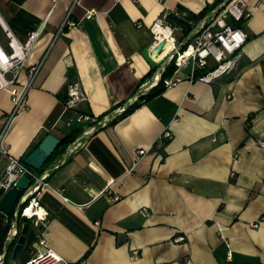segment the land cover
Segmentation results:
<instances>
[{
	"label": "crops",
	"instance_id": "1",
	"mask_svg": "<svg viewBox=\"0 0 264 264\" xmlns=\"http://www.w3.org/2000/svg\"><path fill=\"white\" fill-rule=\"evenodd\" d=\"M214 1L78 0L69 21L79 24L58 32L73 0H1L3 22L18 40L43 31L19 74L24 82L40 64L27 108L3 135L12 101L0 92V145L24 160L47 134L74 140L43 167L45 247L35 240L33 255L47 249L69 264H264V0H242L251 16L240 23L246 42L231 72L203 83L185 68L176 86L115 117L167 65L168 52L153 73L140 54L153 46L152 23L163 19L183 43ZM92 9L96 15L84 20ZM75 81L87 96L77 111L93 123L61 103ZM165 130L172 138L161 146ZM6 164L0 153V172ZM10 253L6 264L33 256Z\"/></svg>",
	"mask_w": 264,
	"mask_h": 264
},
{
	"label": "built area",
	"instance_id": "2",
	"mask_svg": "<svg viewBox=\"0 0 264 264\" xmlns=\"http://www.w3.org/2000/svg\"><path fill=\"white\" fill-rule=\"evenodd\" d=\"M77 1L78 0H73L66 19L60 26L58 32H63L65 28H73L79 24L69 21L70 14L73 7L77 4ZM94 15H96L94 9L86 11L83 19H91ZM250 16L251 12L246 10L242 0H223L217 7L211 10L207 16L201 18V21L194 29L192 35L183 43H178L176 41L171 27L165 24L163 19L159 18L155 20L150 26V31L154 39L153 47L161 41L167 42L169 46L171 45L167 53V65L171 62L174 65L172 75L162 80L164 90L176 86L179 82L177 74L180 70L185 68H190V80H197L203 83H211L220 76L231 72L236 65L237 54L246 42V35L240 27L234 26V23H243L248 20ZM159 27L168 29V36L157 34L155 29ZM0 28L6 39L5 44L0 41V92H7L12 101V110L9 115L4 117L5 124L2 131L3 135L12 118L27 108L28 92L33 87L35 78L40 70V64L28 68L24 82H19L18 79L20 72L25 67L27 57L42 33L43 28L40 27L28 33L26 38L20 41L5 25L1 14ZM166 66L157 72L159 77L157 80H155L156 77L154 78L156 81L154 83L155 85L160 81V77ZM196 72H200V74L196 75ZM66 92L67 98L63 103L64 109L74 111L76 119L80 122L93 123L95 120L91 115L77 111L78 105L87 100V96L82 91L80 84L77 81L68 83L66 85ZM143 94L145 93L135 95L133 97L134 102ZM100 122L101 121L97 124ZM171 138V133L165 130L159 136L158 142L163 146L165 142L169 141ZM258 144L260 147L264 148L263 140H259ZM145 152V150H140L138 154L142 156ZM0 153L7 159L4 170L0 172V190L2 193H5L12 187L17 186L22 177L27 178L28 183L25 187L26 192L20 197V209L14 212L13 215L20 219L26 218L32 222L36 231L35 240H37L39 246L45 247V241L41 237L40 231L42 223H44L47 218V214L42 209L38 196L40 192L48 186L45 182L48 174L45 172L37 174L35 170L24 163L22 158L9 155L1 145ZM61 192L62 191H56L60 197H63ZM113 199L117 201L119 198L114 197ZM63 200L68 202L64 197ZM76 208L80 211L83 209L82 206H76ZM139 213L144 217L149 216V212L146 208L140 209ZM9 222L10 228L6 233L8 236L5 245L8 244L11 238L18 236L14 220L11 218V220L8 221V218H6L5 223L9 225ZM179 240H181V238L177 239V241ZM132 255L137 256L138 252L134 250L132 251ZM1 258L2 256H0V264H2ZM24 264L69 263L64 261L53 251L46 249L42 252H36Z\"/></svg>",
	"mask_w": 264,
	"mask_h": 264
},
{
	"label": "water",
	"instance_id": "3",
	"mask_svg": "<svg viewBox=\"0 0 264 264\" xmlns=\"http://www.w3.org/2000/svg\"><path fill=\"white\" fill-rule=\"evenodd\" d=\"M166 45H168L167 42L161 41L154 47L152 45L145 47L140 52V54L151 68L158 69L161 61L160 60L157 61V60L161 56ZM156 76L157 73L155 74L154 78ZM145 86H143L142 89L137 94H141L144 92V90H147L148 86L147 87ZM133 103H134V99H131L129 102H127V104L124 105V107H122V109L118 111V113H116L115 117L123 113ZM85 136L86 134L83 135L81 138ZM60 142L61 141L54 135L47 134L45 137H43V139H41L37 147H35L25 157V159L23 160L24 163L35 171H39L43 169L48 158L51 157L55 152V150L59 147ZM66 155H67V151L65 152V156ZM27 183H28L27 178L22 177L19 180L17 186L12 187L5 193H2V191L0 190V233L5 231L4 253H3L4 255H2L1 258L2 264L9 248H11L10 257L12 260L17 259L18 255L21 252H26L28 255H33L32 245L34 244L36 239V231L33 227V223L26 218L20 219L19 217H14L13 215L14 212L19 211L20 209V197H22L23 194L26 192L25 187ZM6 218H8V221L11 220V218L14 220L15 228L18 231V236L11 238L8 241L7 245H5L8 236L6 233L10 228L11 221L9 222L8 225L7 223H5Z\"/></svg>",
	"mask_w": 264,
	"mask_h": 264
},
{
	"label": "trees",
	"instance_id": "4",
	"mask_svg": "<svg viewBox=\"0 0 264 264\" xmlns=\"http://www.w3.org/2000/svg\"><path fill=\"white\" fill-rule=\"evenodd\" d=\"M223 0H215L210 11L213 10L215 7H217ZM234 26H237V27H240V23H234ZM174 71V65L173 63H169L164 72L162 73L161 77H160V81L155 85L153 86L148 92H146L145 94L139 96V98L137 99V101H135V103L131 104L123 113H121L120 115H118V119H121V118H124L125 116H127L128 114H130L134 109H135V106H137L138 103H143V102H146L148 100H151L152 98H155L159 95H161L165 90H164V86H163V82L162 80L165 79V78H168L169 76L172 75ZM153 73L155 72V69L152 71ZM152 73V74H153ZM151 74V75H152ZM200 72H196V75H199ZM149 75V77L151 76ZM66 87H65V91H64V96L61 98V103H64V101L66 100L67 98V95H66ZM80 112V111H78ZM82 113V112H81ZM100 121L102 120V117L99 119ZM110 123H114V121H111ZM71 141H74L73 138L71 139H65V140H62L60 142V145H69L71 143ZM168 141L165 142V144L167 143ZM60 149V148H59ZM56 149L55 152L53 154H56V152L60 151V152H63L65 147L62 148V149ZM52 158L49 157L48 160H50ZM47 160V161H48ZM38 173H42L43 172V169L37 171ZM3 242H4V235L0 238V249H2L3 247ZM4 264L5 263V260H4Z\"/></svg>",
	"mask_w": 264,
	"mask_h": 264
},
{
	"label": "bare ground",
	"instance_id": "5",
	"mask_svg": "<svg viewBox=\"0 0 264 264\" xmlns=\"http://www.w3.org/2000/svg\"><path fill=\"white\" fill-rule=\"evenodd\" d=\"M155 31L157 32V34H163L165 36H168V33H169V30L168 29H163L162 27H159V28L155 29ZM170 48H171V45L170 46H169V44L166 45L164 51L162 52L161 56L158 58L157 61H159L160 59H162L166 55V53L170 50ZM158 77H159V74H157L155 80H157ZM155 80H153V81L151 80L152 81V84L151 85H148V87L152 86L156 82ZM145 87H147V85Z\"/></svg>",
	"mask_w": 264,
	"mask_h": 264
}]
</instances>
